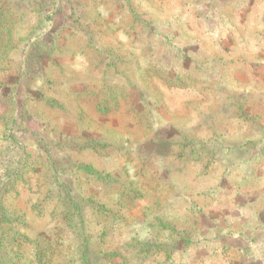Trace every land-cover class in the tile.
Wrapping results in <instances>:
<instances>
[{
	"label": "rangeland",
	"instance_id": "rangeland-1",
	"mask_svg": "<svg viewBox=\"0 0 264 264\" xmlns=\"http://www.w3.org/2000/svg\"><path fill=\"white\" fill-rule=\"evenodd\" d=\"M4 172L0 264H264V0H0Z\"/></svg>",
	"mask_w": 264,
	"mask_h": 264
},
{
	"label": "trees",
	"instance_id": "trees-1",
	"mask_svg": "<svg viewBox=\"0 0 264 264\" xmlns=\"http://www.w3.org/2000/svg\"><path fill=\"white\" fill-rule=\"evenodd\" d=\"M3 171V170H2ZM5 171V170H4ZM7 175V173L6 172H4V173H0V187H2V182H1V180L5 177ZM4 183V182H3Z\"/></svg>",
	"mask_w": 264,
	"mask_h": 264
}]
</instances>
